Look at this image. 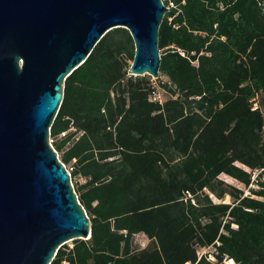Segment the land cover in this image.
Here are the masks:
<instances>
[{
  "label": "trees",
  "instance_id": "obj_1",
  "mask_svg": "<svg viewBox=\"0 0 264 264\" xmlns=\"http://www.w3.org/2000/svg\"><path fill=\"white\" fill-rule=\"evenodd\" d=\"M164 3L158 79L115 28L65 80L51 139L92 240L51 264H264V0Z\"/></svg>",
  "mask_w": 264,
  "mask_h": 264
},
{
  "label": "water",
  "instance_id": "obj_2",
  "mask_svg": "<svg viewBox=\"0 0 264 264\" xmlns=\"http://www.w3.org/2000/svg\"><path fill=\"white\" fill-rule=\"evenodd\" d=\"M164 0H0V264H51L91 221L51 142L66 78L109 31L135 45L129 75L160 77Z\"/></svg>",
  "mask_w": 264,
  "mask_h": 264
},
{
  "label": "rangeland",
  "instance_id": "obj_3",
  "mask_svg": "<svg viewBox=\"0 0 264 264\" xmlns=\"http://www.w3.org/2000/svg\"><path fill=\"white\" fill-rule=\"evenodd\" d=\"M169 5L172 6V3H170ZM148 76H149V75H148ZM150 77L153 78L152 76H150ZM153 79H154V78H153ZM162 93H163V97L168 98V94H167L166 92H164V91L162 90ZM263 111H264V109H263ZM51 142H52V139H51ZM221 178H223L225 181H227L228 183H230V184H232V185H235V186H238V187L244 188V185H243V184H241V183L238 182L237 180H235V179L229 177L228 175L222 174V175H221ZM83 181H84L83 178H76V179H73V183L75 182L74 184H77L76 182L81 183V182H83ZM247 193H249V192L247 191ZM225 201H226V202H230V201H231L230 197L227 196V197L225 198ZM143 239H145V237H144L142 234H138V235L135 236V243H136L137 245L141 246L140 243H142V240H143ZM67 245H69V246H73V240H72V241H69V242L67 243ZM226 264H230L229 261H226Z\"/></svg>",
  "mask_w": 264,
  "mask_h": 264
},
{
  "label": "built area",
  "instance_id": "obj_4",
  "mask_svg": "<svg viewBox=\"0 0 264 264\" xmlns=\"http://www.w3.org/2000/svg\"><path fill=\"white\" fill-rule=\"evenodd\" d=\"M168 7V10H169V6H167ZM154 80H156V79H154ZM153 97H154V99H160L161 98V96H160V94L159 93H157V92H154L153 93ZM66 166V165H65ZM66 169L70 172V174H71V171H72V167H67L66 166ZM143 244V243H142ZM187 264H191V263H187Z\"/></svg>",
  "mask_w": 264,
  "mask_h": 264
},
{
  "label": "crops",
  "instance_id": "obj_5",
  "mask_svg": "<svg viewBox=\"0 0 264 264\" xmlns=\"http://www.w3.org/2000/svg\"><path fill=\"white\" fill-rule=\"evenodd\" d=\"M142 235H143V234H142ZM143 236L145 237V239L142 240V243H143V244L148 243V238H147L145 235H143ZM233 264H234V263H233Z\"/></svg>",
  "mask_w": 264,
  "mask_h": 264
},
{
  "label": "bare ground",
  "instance_id": "obj_6",
  "mask_svg": "<svg viewBox=\"0 0 264 264\" xmlns=\"http://www.w3.org/2000/svg\"><path fill=\"white\" fill-rule=\"evenodd\" d=\"M229 261V260H228Z\"/></svg>",
  "mask_w": 264,
  "mask_h": 264
}]
</instances>
